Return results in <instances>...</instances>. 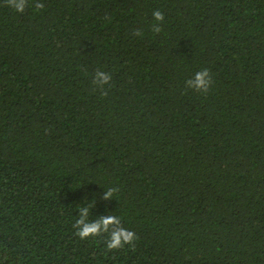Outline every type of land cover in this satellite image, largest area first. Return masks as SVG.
<instances>
[{
    "label": "trees",
    "instance_id": "1",
    "mask_svg": "<svg viewBox=\"0 0 264 264\" xmlns=\"http://www.w3.org/2000/svg\"><path fill=\"white\" fill-rule=\"evenodd\" d=\"M0 264H264V0H0Z\"/></svg>",
    "mask_w": 264,
    "mask_h": 264
},
{
    "label": "clouds",
    "instance_id": "2",
    "mask_svg": "<svg viewBox=\"0 0 264 264\" xmlns=\"http://www.w3.org/2000/svg\"><path fill=\"white\" fill-rule=\"evenodd\" d=\"M5 6L12 8L17 13H24L28 7L29 0H4ZM34 7L37 9H43L44 4L35 2ZM153 19L156 23L152 26L154 33H160L162 31L160 25L164 21L165 16L160 10H156L152 13ZM133 35L142 36L143 33L139 30L134 31ZM112 77L111 74L105 71L96 70L92 84L101 90L102 95L107 96L108 91L104 88L105 85H109ZM212 76L210 71L205 68L197 73L185 83L186 88L193 89L201 94H207L212 86ZM119 192L117 187H109L105 189L102 195L103 200L113 199L114 194ZM95 205L89 204L88 206H82L79 209V218L76 219L73 227L76 229L75 235L81 240L89 237H99L103 234H107L106 248L109 251L118 250L125 245H132L134 247V241L138 239L135 232L130 231L122 226V222L117 215H102L94 221H89L88 217L90 209Z\"/></svg>",
    "mask_w": 264,
    "mask_h": 264
}]
</instances>
